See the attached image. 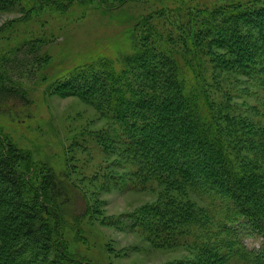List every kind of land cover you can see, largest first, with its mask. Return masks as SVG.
I'll return each mask as SVG.
<instances>
[{
    "label": "rangeland",
    "instance_id": "374dc122",
    "mask_svg": "<svg viewBox=\"0 0 264 264\" xmlns=\"http://www.w3.org/2000/svg\"><path fill=\"white\" fill-rule=\"evenodd\" d=\"M41 1L25 0L22 5L9 0L0 5L4 61L0 71L8 82L19 85L18 93L25 97L13 113H0V125L17 147L32 152L34 159H44L56 172H66L85 194L88 213L76 222V230L62 231L67 251L88 264H203L202 229L177 225L166 231L157 227L158 218L146 216L150 207L167 204L171 198L188 200L200 209L204 205L200 197L143 171L138 158L124 146L125 126L98 107L96 94L92 99L57 95L54 88L71 74L101 70L110 76L114 70L121 74L116 87L121 85L128 101L140 87L161 93L155 91L161 88L159 77H169L158 63L163 60L171 66L176 61L182 90L193 99L205 92L219 117L252 129L247 141L245 131L220 122L235 163L248 160L264 171V89L233 71L214 68L211 55L203 48L187 49L181 35L189 24H201V16L210 25L214 17L204 13L217 10L213 5L226 0H85L67 11L40 3L38 10L24 15V9ZM30 41L36 42L32 54L25 46ZM160 50L169 52L164 55L171 59ZM44 55L51 58L46 68L31 59ZM148 67L154 75L146 74ZM218 236L212 235L210 243ZM241 237L246 248L259 249L258 236ZM218 255L209 263L247 264L225 250Z\"/></svg>",
    "mask_w": 264,
    "mask_h": 264
},
{
    "label": "trees",
    "instance_id": "16d2710c",
    "mask_svg": "<svg viewBox=\"0 0 264 264\" xmlns=\"http://www.w3.org/2000/svg\"><path fill=\"white\" fill-rule=\"evenodd\" d=\"M8 1L0 0V5ZM16 1L23 5L25 0ZM64 1L42 0L37 6L24 9V15L38 10L40 3L67 11L86 2ZM221 4L213 5L217 10L204 13L214 17L210 25L200 15L201 24L194 22L183 30L185 47L193 51L205 49L214 68L233 71L264 89V0H249L246 4L226 0ZM34 44L25 43L31 54ZM160 51L171 59L164 55L169 52ZM31 59L42 68L51 61L47 55ZM162 61L158 65L169 78L164 74L159 77L157 85L161 88L155 91L161 93L145 92L140 87L143 92L136 91L125 101L121 85L116 87L121 74L114 70L110 76L104 72L102 75L101 70L71 74L56 83L54 93L86 99L96 94L98 107L107 109L125 126L124 146L138 158L143 171L171 182L177 190L183 187L203 201L200 209L188 200L176 198L150 207L146 216L158 218V228L202 229L203 264L218 259L221 250L237 255L247 264H264V171L246 163L248 160L243 165L235 163L220 122L232 125L237 132L245 131L242 135L247 141L252 139V129L244 122L229 124L228 117H219L205 92L197 97L199 102L193 99L181 88L176 61L171 66ZM153 71L148 67L146 74L154 75ZM0 72V113L11 114L25 97L18 93L19 85L8 82L4 72ZM101 80L103 86L99 85ZM135 113L139 116L128 117ZM3 199L9 202H0V264H88L67 251L62 236L66 227L76 230V222L88 213L85 194L66 172H56L44 159H34L32 152L17 147L0 125V200ZM138 216L136 223L141 221ZM242 234L258 236L259 249L246 248ZM212 235H219L220 239L211 244Z\"/></svg>",
    "mask_w": 264,
    "mask_h": 264
}]
</instances>
